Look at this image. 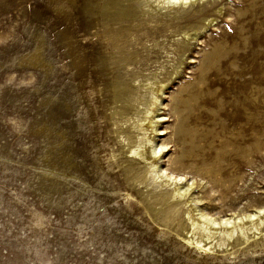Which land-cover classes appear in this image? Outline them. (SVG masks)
Here are the masks:
<instances>
[{"label": "rangeland", "instance_id": "374dc122", "mask_svg": "<svg viewBox=\"0 0 264 264\" xmlns=\"http://www.w3.org/2000/svg\"><path fill=\"white\" fill-rule=\"evenodd\" d=\"M104 1L0 0V264H264V223L212 252L185 240L205 234L191 222L201 211L221 229L264 217V0H130L115 22L103 19ZM73 19L78 35L83 20L96 26L85 37L104 46L86 47L87 69L69 55ZM132 77L149 103L167 82L154 142L166 146L135 184L110 119V80ZM56 124L79 179L55 162ZM177 185L191 190L181 196Z\"/></svg>", "mask_w": 264, "mask_h": 264}, {"label": "bare ground", "instance_id": "6f19581e", "mask_svg": "<svg viewBox=\"0 0 264 264\" xmlns=\"http://www.w3.org/2000/svg\"><path fill=\"white\" fill-rule=\"evenodd\" d=\"M166 1L172 4H181V2H186L187 0ZM125 2H130V0H105L101 4L103 19H105L106 22H111V20H113L112 22H115L114 20L117 19L114 17L116 13H125L123 10ZM82 11L87 12L85 7L82 9ZM72 14L74 15V13ZM87 21L88 20H83L81 22V26L86 33L78 35L75 30V25L77 22L75 19H73V28L67 36L70 45L69 55L71 56L72 65H79L80 67L85 69H87V67L85 66V64H87V60L85 59L86 47L90 46L94 50H100L101 48H104V46L97 39H95L93 42H90L86 39L85 35L91 28L97 29V31H95L94 33H98V28H96V26H94L93 24H90L91 22L88 23ZM112 41L111 44L115 42L114 39ZM132 81L133 77L131 78L130 82L123 83H115L111 82L110 80V85L113 87L112 94L114 97L111 104L110 119L113 121V131L111 130V132H113L117 137L116 143L120 146L122 153L125 151V153L130 154L128 155V158L124 160V163L121 167L123 175L127 182L135 184V182L137 181L140 183L147 182L150 174L152 173V169L158 167L157 159L161 158L162 148L166 146L165 144H162L157 148L155 147L154 142L156 136L161 134L157 132L159 131L158 125L163 121V119L161 117L158 118V116L161 115L157 114V112L159 110L158 106L161 104V95L164 93V88L166 87L167 82L163 83V86L156 90V92H159L160 94L155 95L154 101L152 103H149L142 97L143 93L139 92L138 89L134 87V85L131 83ZM148 84L149 83L146 82L145 84H143V86H147ZM151 105L153 106V108L151 107ZM61 108L71 109L72 104L70 101L62 100ZM186 117V114H183V116L179 114L177 118L178 125L176 129L179 133H182L183 137L188 136L185 127ZM54 130L58 133L56 139L57 143H55V162L59 163V165L65 164L67 166L68 170L71 173L69 176L70 180L79 179L78 173L75 172L77 159L74 153V145H67L64 150L61 149V147H63V145L65 144L67 133L64 132L58 124H56ZM150 146L151 148H149ZM186 156V153L183 152L179 157L172 160L174 170L180 169L181 167H183V165H185ZM150 158L152 159V161L150 163L146 162ZM143 161L144 163H142ZM60 168L63 167L58 166L56 169L60 170ZM206 171L210 174L214 173L209 168H206ZM180 179L181 177L178 178V180ZM69 184L71 185V189L74 195H79L81 193V190L83 191V189L79 190L72 187V183H70V181ZM190 190L191 185H177V187H175L176 194H179L181 196L187 195ZM172 196L173 192L162 193L158 195V202H166L170 198H172ZM192 208H195V206ZM167 210L171 212L173 211V213L174 211H180L178 204H168L167 208L164 211ZM260 211H264V208H261ZM242 217L238 218L241 220V222L239 223H236L235 218H228L223 220L222 224L224 225V227L221 229V227L219 226L221 225V222L212 219L207 214L201 211L199 217H193L191 222L194 229L202 230L205 234L201 235L199 239H191V237H186L185 240L188 244L204 252H212V250L214 249V247L212 246L226 244L227 241H230L231 239L235 242H247L250 238L247 231L252 228H255V230L258 229L259 226L264 223V217L262 218L260 214L257 213H250L248 218L251 219V223L248 225L245 224V221H243ZM178 228L180 230L186 229L185 222L182 219H180L178 222ZM235 233L237 235L234 237ZM209 239H212L211 242H213V244L208 245V243H205Z\"/></svg>", "mask_w": 264, "mask_h": 264}]
</instances>
